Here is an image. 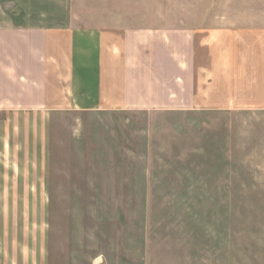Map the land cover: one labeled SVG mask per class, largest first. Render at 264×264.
<instances>
[{"label":"crops","instance_id":"1","mask_svg":"<svg viewBox=\"0 0 264 264\" xmlns=\"http://www.w3.org/2000/svg\"><path fill=\"white\" fill-rule=\"evenodd\" d=\"M0 0V264H52L56 113L264 111V0Z\"/></svg>","mask_w":264,"mask_h":264},{"label":"rangeland","instance_id":"2","mask_svg":"<svg viewBox=\"0 0 264 264\" xmlns=\"http://www.w3.org/2000/svg\"><path fill=\"white\" fill-rule=\"evenodd\" d=\"M52 122V264H264V111Z\"/></svg>","mask_w":264,"mask_h":264}]
</instances>
